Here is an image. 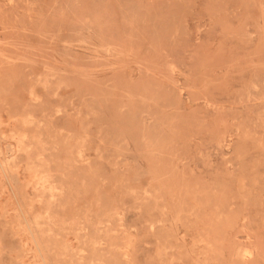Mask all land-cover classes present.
<instances>
[{
    "label": "rangeland",
    "instance_id": "1",
    "mask_svg": "<svg viewBox=\"0 0 264 264\" xmlns=\"http://www.w3.org/2000/svg\"><path fill=\"white\" fill-rule=\"evenodd\" d=\"M0 264H264V0H0Z\"/></svg>",
    "mask_w": 264,
    "mask_h": 264
}]
</instances>
